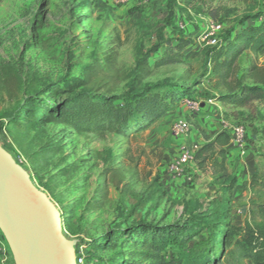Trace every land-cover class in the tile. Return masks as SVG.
I'll use <instances>...</instances> for the list:
<instances>
[{
	"label": "rangeland",
	"instance_id": "1",
	"mask_svg": "<svg viewBox=\"0 0 264 264\" xmlns=\"http://www.w3.org/2000/svg\"><path fill=\"white\" fill-rule=\"evenodd\" d=\"M263 5L264 0H131L125 5L108 0H0V146L58 210L62 234L74 241L81 257L77 264H148L128 255L125 238L118 239L116 248L111 245L116 241L111 235L139 222L181 223L190 211L221 197V182L209 168L202 170L197 187L186 191L187 199L166 188L167 179L173 180L165 178L167 167L182 152L179 145H201L198 135L209 131L214 118L207 111L189 112L185 99L208 102L226 124L247 129L253 168L238 176L229 172L239 187L236 183L227 195L228 220L242 224L252 195L249 179L264 153V105L232 109L214 99L224 90L215 88L210 76L213 45L205 35L218 26L217 42L230 37L254 23ZM180 39L187 41L180 61L154 67ZM252 64L264 68V53L244 52L238 76ZM8 68L18 77L17 86L6 83ZM86 77L90 83L85 89L93 94L124 96L167 82L187 87L189 95L164 115L165 123L153 127L163 116L139 133L98 135L44 121L24 127L9 123L25 105L46 110L51 99H64L52 98L49 87L57 81ZM178 120H185L188 130L175 138L172 125ZM166 235L155 231V237ZM209 235L202 231L169 239L168 256L190 253L205 259L200 255ZM92 239L97 245L90 251L86 243ZM0 264H15L8 246L0 249Z\"/></svg>",
	"mask_w": 264,
	"mask_h": 264
},
{
	"label": "trees",
	"instance_id": "2",
	"mask_svg": "<svg viewBox=\"0 0 264 264\" xmlns=\"http://www.w3.org/2000/svg\"><path fill=\"white\" fill-rule=\"evenodd\" d=\"M255 20L254 23L244 25L239 32L217 42L210 52V76L215 80L214 87L224 90L214 99L227 108L239 109L253 103L264 105V68L252 64L239 76L237 74L238 59L244 52L256 55L264 53V5ZM186 46L187 41L178 40L155 60L154 67L179 62ZM157 49L156 47L153 51ZM4 77L10 86L19 84L18 77L9 68ZM246 79L251 83L245 84ZM89 83V77L57 81L54 87H49L52 98L63 95L64 99H51L46 110L39 105L25 109V105L20 110L18 119H10L9 123L24 127L44 121L64 125L76 133L98 135L108 132L139 133L160 120L189 95L187 87L167 82H157L137 93L130 92L124 96L109 92L93 94L85 89ZM45 101L49 102L47 99ZM230 145L229 132L220 130L212 138H205L192 154V161L198 168H209L211 176L221 182V197L209 201L205 208L190 211L181 223L156 226L139 222L125 229H117L111 235L112 238L116 237V241L110 244L116 248L120 244L118 239L125 238L123 243L130 249L128 255L138 257L141 262L148 261V264H218L221 261L229 264H264V153L250 176L252 195L244 209L243 222L237 225L227 218V195H230L237 183L236 177L226 168ZM4 149L8 151L7 148ZM159 230L165 231V238L155 237V231ZM202 231H210L209 238L202 243L200 256L205 259L201 260L198 255L190 253L168 256L167 246L170 240L175 241L183 233ZM93 245H97L96 239L86 243V249L89 247L91 251ZM75 253L76 259L81 258L76 248ZM112 262L126 264L123 260Z\"/></svg>",
	"mask_w": 264,
	"mask_h": 264
},
{
	"label": "water",
	"instance_id": "3",
	"mask_svg": "<svg viewBox=\"0 0 264 264\" xmlns=\"http://www.w3.org/2000/svg\"><path fill=\"white\" fill-rule=\"evenodd\" d=\"M0 231L15 264H77L60 215L27 172L0 146Z\"/></svg>",
	"mask_w": 264,
	"mask_h": 264
},
{
	"label": "crops",
	"instance_id": "4",
	"mask_svg": "<svg viewBox=\"0 0 264 264\" xmlns=\"http://www.w3.org/2000/svg\"><path fill=\"white\" fill-rule=\"evenodd\" d=\"M201 103H202V111H207L213 114L214 118L211 120L210 124L208 125L209 131H205V133H201L198 135V138H199L198 142L200 144H202L205 141V138H212L217 132L222 130L220 129L221 126L223 127V124L227 123L223 121L220 117H218L220 113H215L214 107L212 105H210L208 102H201ZM166 117L167 116H164V118L158 121L153 127L155 128L161 121L165 123V121L168 119ZM153 127L152 129H150V132L154 129ZM182 135L183 134L175 136L172 134V137L179 138ZM249 144H250L249 149H251V143ZM179 148L182 150L185 147L181 144L179 145ZM230 148L231 150L228 154V159H227V164H226L227 171L237 176L243 171H252L253 164H251V162L249 161V157H248L250 155V150L246 148L245 154L241 155L237 148L233 147L232 145H230ZM178 156L174 157L168 164L167 168L170 172L166 173L165 178H169V175H170V177L173 178V180L167 179L166 188L174 192L175 195L177 193L176 196L179 199H187V196H185L186 191L193 190L194 188H196L199 177H201L204 173L202 169L198 168V166H196V164L193 161H190L185 165H181L179 169H174L173 164L175 163L176 158ZM242 156H245V157H242ZM230 163H231V168H230ZM167 174H168V177H167ZM236 186H237L236 188L238 189L239 182H237Z\"/></svg>",
	"mask_w": 264,
	"mask_h": 264
},
{
	"label": "built area",
	"instance_id": "5",
	"mask_svg": "<svg viewBox=\"0 0 264 264\" xmlns=\"http://www.w3.org/2000/svg\"><path fill=\"white\" fill-rule=\"evenodd\" d=\"M115 5H125L128 4L131 0H108ZM218 30V26H212V30L205 35L207 44L215 45L217 43L214 33ZM184 105L186 109L196 114L202 110V103L194 99H185ZM225 130H227L231 136V145L238 149L241 155H244L246 152V141L249 142L248 132L245 126L241 124L228 125L223 124ZM188 130V125L185 120H178L172 125V134L175 136L181 135ZM197 148V145H193L190 149L183 148L180 155L176 158L175 163L173 164L174 169H179L181 165H185L188 162L192 161V154ZM8 246L2 232L0 231V249L3 251L6 250ZM78 262V259H76Z\"/></svg>",
	"mask_w": 264,
	"mask_h": 264
}]
</instances>
